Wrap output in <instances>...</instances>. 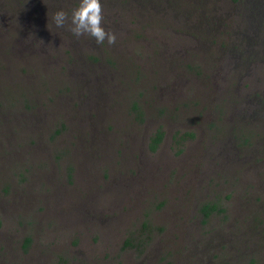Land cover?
I'll use <instances>...</instances> for the list:
<instances>
[{"label":"rangeland","instance_id":"1","mask_svg":"<svg viewBox=\"0 0 264 264\" xmlns=\"http://www.w3.org/2000/svg\"><path fill=\"white\" fill-rule=\"evenodd\" d=\"M101 2L113 45L0 21V264H264V0Z\"/></svg>","mask_w":264,"mask_h":264},{"label":"trees","instance_id":"2","mask_svg":"<svg viewBox=\"0 0 264 264\" xmlns=\"http://www.w3.org/2000/svg\"><path fill=\"white\" fill-rule=\"evenodd\" d=\"M20 3H21V5H22V7H23V5L25 4V0H18ZM38 2H41L42 0H37ZM64 1V0H63ZM66 1H68V3H69V5H68V3H67V5H68V10L70 11L69 12V15H70V13H71V10L72 9H74V8H76V7H78V5H79V0H66ZM107 2L105 3V7H106V11H107V14L109 15V4H112V6L111 7H115L116 5H119L120 3H121V5L123 6V4H124V2L126 3V5L124 6L125 8H127L126 6H128V4H130L131 5V2H132V0H106ZM113 1V2H112ZM2 2L3 3H1V5H0V21H4L3 22V24L7 21L8 22V19H7V16L10 14V15H14V11H13V9H12V0H2ZM102 3V2H101ZM3 4V5H2ZM136 6V5H135ZM134 6V7H135ZM22 7H20L19 6V8H17V11H20V12H24V10L22 9ZM128 7H130V6H128ZM132 7V6H131ZM133 7V8H134ZM199 7V6H198ZM102 9H105V8H102ZM120 9H123V7L122 8H120ZM189 9V8H188ZM195 10H196V8L194 9V10H192V9H189L188 11H192V12H195ZM37 11H38V9H37ZM103 11V10H102ZM105 11V12H106ZM201 12V11H200ZM195 16V15H194ZM103 17H105V16H103ZM132 17V16H131ZM195 18H197V16H195ZM132 19L134 20V21H137L138 22V17H136V16H133L132 17ZM198 20V19H197ZM69 21H70V18H69ZM133 21V22H134ZM1 24V23H0ZM148 24H151L150 22L148 23ZM10 29H12L11 27H10ZM27 30H30V28H28ZM12 31H13V34L11 35V38H10V40L14 37V30L12 29ZM63 34V33H62ZM64 34H66V35H70V36H74L73 34H72V32L69 30V31H67V28H66V30L64 29ZM23 35H25V34H23ZM75 37V36H74ZM9 39V38H8ZM16 39H18L17 37H16ZM18 41H19V39H18ZM31 41H34L35 43L34 44H37L38 45V43H39V39L37 38V37H35V38H33ZM27 48V47H26ZM71 49V48H70ZM70 49H69V53L71 52L70 51ZM10 57H11V55H10ZM98 61H97V59L95 60V61H93V63H97ZM98 63H100V62H98ZM132 65H130L129 67H131ZM1 68H3L1 65H0V69ZM23 71H27V69L26 68H24L23 67V69H22ZM141 72V71H140ZM19 73L15 70V72H14V74L12 75V76H17ZM45 85H46V82H45ZM20 95H22V96H24V99H25V104H26V109L27 110H33L34 109V103L32 102V100H31V98H30V96H29V94L28 93H26V92H24V91H22V92H20L17 96H15V98L13 97L12 98V102H18L19 101V99L20 98H18V96H20ZM26 95V96H25ZM20 101H21V99H20ZM15 103V104H16ZM136 110L139 108V105L138 104H134V106H133ZM191 137H194V134L193 133H183V134H176V136H175V138H176V142L178 143V144H183L188 138H191ZM164 138H165V131L162 129V128H159L155 133H154V135H152V137L150 138V149L152 150V151H157L158 150V148H159V146L161 145V143L163 142V140H164ZM32 140V139H31ZM36 141L34 140V143H35ZM225 211V208L223 207V205H221L220 203H218V202H215V201H211V202H205L204 204H203V206H202V208H201V212H202V214L203 215H205L206 217H212V215L214 214V213H217V212H224ZM248 244H249V242H248ZM255 244H256V242H255Z\"/></svg>","mask_w":264,"mask_h":264},{"label":"clouds","instance_id":"3","mask_svg":"<svg viewBox=\"0 0 264 264\" xmlns=\"http://www.w3.org/2000/svg\"><path fill=\"white\" fill-rule=\"evenodd\" d=\"M69 18V30L76 38L87 35L94 38L97 44H103L105 41L108 45L116 43V35L106 31L102 25L101 0H79L78 7L72 9L70 15L61 9L52 17L57 28L65 27Z\"/></svg>","mask_w":264,"mask_h":264}]
</instances>
